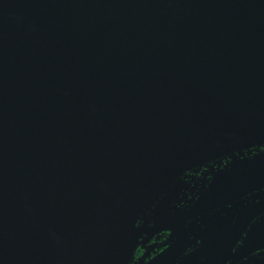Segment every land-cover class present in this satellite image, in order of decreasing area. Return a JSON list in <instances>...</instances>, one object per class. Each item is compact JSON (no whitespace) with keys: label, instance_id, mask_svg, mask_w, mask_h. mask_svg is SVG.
<instances>
[{"label":"water","instance_id":"water-1","mask_svg":"<svg viewBox=\"0 0 264 264\" xmlns=\"http://www.w3.org/2000/svg\"><path fill=\"white\" fill-rule=\"evenodd\" d=\"M263 144L264 0H0V264H130L188 173L234 161L194 210L264 188Z\"/></svg>","mask_w":264,"mask_h":264},{"label":"flooded vegetation","instance_id":"flooded-vegetation-1","mask_svg":"<svg viewBox=\"0 0 264 264\" xmlns=\"http://www.w3.org/2000/svg\"><path fill=\"white\" fill-rule=\"evenodd\" d=\"M261 153L264 144L239 159L255 160ZM231 161L210 162L188 173L169 204L155 205L137 222L142 229L130 264H264V247H259L264 244V188L222 206L194 210L214 174ZM222 232L229 236L217 238Z\"/></svg>","mask_w":264,"mask_h":264}]
</instances>
